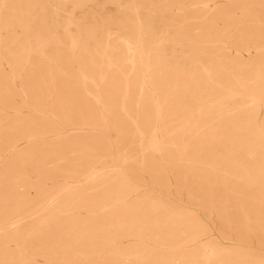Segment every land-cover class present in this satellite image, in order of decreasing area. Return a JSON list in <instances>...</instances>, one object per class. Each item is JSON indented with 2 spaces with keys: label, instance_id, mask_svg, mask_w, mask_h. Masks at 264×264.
Returning a JSON list of instances; mask_svg holds the SVG:
<instances>
[{
  "label": "bare ground",
  "instance_id": "6f19581e",
  "mask_svg": "<svg viewBox=\"0 0 264 264\" xmlns=\"http://www.w3.org/2000/svg\"><path fill=\"white\" fill-rule=\"evenodd\" d=\"M0 264H264V0H0Z\"/></svg>",
  "mask_w": 264,
  "mask_h": 264
},
{
  "label": "rangeland",
  "instance_id": "374dc122",
  "mask_svg": "<svg viewBox=\"0 0 264 264\" xmlns=\"http://www.w3.org/2000/svg\"><path fill=\"white\" fill-rule=\"evenodd\" d=\"M108 136H110V138H112L111 133H106ZM115 157L117 159V153H115ZM118 162V161H117ZM119 163V162H118ZM122 167V166H121ZM124 168V167H123ZM125 169V168H124ZM127 171V170H126ZM127 174L130 175V177L133 178V175L127 171ZM135 179V178H134ZM170 180L172 181V185H171V193H168L167 191H165L164 189H159V188H155L154 191L158 192L161 195H165L167 197H172L174 199H178L181 200L185 203H188L189 200V194H188V189L186 187L177 190L176 185H175V180L171 177ZM140 185H151V181L149 180L148 177H146L145 180H140ZM142 186V187H144ZM199 213L207 220V222L209 223L212 232L214 234H216L219 238L223 239L222 235L219 233V226L217 225V223L213 222L212 220H210L208 217H206L202 211L198 208ZM252 244H254L255 246H258V243L254 240L252 242Z\"/></svg>",
  "mask_w": 264,
  "mask_h": 264
}]
</instances>
